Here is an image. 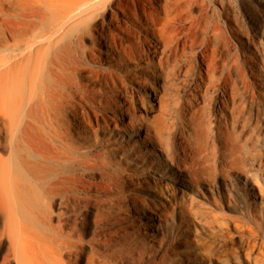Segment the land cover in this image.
Wrapping results in <instances>:
<instances>
[{"label":"rangeland","instance_id":"obj_1","mask_svg":"<svg viewBox=\"0 0 264 264\" xmlns=\"http://www.w3.org/2000/svg\"><path fill=\"white\" fill-rule=\"evenodd\" d=\"M54 1L0 0V55L45 32L35 44L72 77L57 123L77 154L57 165L47 219L70 246L32 251L30 219L2 213L1 177L0 264H18L19 235L29 264H264V0H92L73 19L83 0Z\"/></svg>","mask_w":264,"mask_h":264},{"label":"bare ground","instance_id":"obj_2","mask_svg":"<svg viewBox=\"0 0 264 264\" xmlns=\"http://www.w3.org/2000/svg\"><path fill=\"white\" fill-rule=\"evenodd\" d=\"M102 1L108 2L112 0H100L99 3ZM53 2L56 6L58 5L56 4V1L53 0ZM92 3V0H83L79 3L73 2L72 6L70 5L71 7L64 6L65 10L69 7L70 9L68 10V12H63L67 13V15L73 14L72 16L70 15L72 17L70 18L73 19L74 16H77L78 14L84 12L86 9H88L89 6L93 7L97 4ZM77 10L80 11L77 13ZM39 13L40 17L43 16L41 12ZM89 13H91V10L89 11ZM59 15L60 17H57L56 19H59L61 18V16H63L62 14H58V16ZM49 16L48 20L50 18ZM43 17L42 19L39 18L41 20V23L43 22ZM45 17H47V15H45ZM30 19L31 18H29L28 20L30 21ZM32 19L33 22H30L31 24L28 22L30 25L25 24L27 19L25 20V22L23 21L24 19L21 20L25 24L24 25L22 23L24 25V28H22V31L19 32L21 34V37L24 33H30L31 35H28H30L31 37L33 34L36 35L34 33V30H31L38 25V22L37 20H35V17H32ZM45 20V23L49 22ZM59 20L61 21V19ZM60 21L58 22L60 23ZM79 21L80 20H78V23ZM20 22L19 24H21ZM44 22L42 24V27L44 25ZM76 22L73 26L74 28H72L73 30L76 26H78V23ZM63 23L65 24L67 22L64 21ZM53 25L57 24H51L50 27L52 28ZM39 27H41V24ZM48 28L49 27H45V29L50 31V28ZM40 31H42L41 28L39 32ZM54 32L55 31H53V33ZM46 34L47 33L45 32H40L37 33V36L34 37L35 40H30L29 36H27L29 40L23 37L22 41L18 40L20 38L19 36H17L18 38L15 36L14 39L16 42L14 46L9 45L6 47L8 49L13 48L14 51L10 54H7L6 51V53H2V55H0V99L5 98L9 100V104L6 106L8 109H6L5 111H3L0 104V122L4 124L1 125L5 126L8 131L11 128V135H13L14 137V141L11 145L12 156H10V158H7L4 156L1 157L0 155V178H5V181L1 178L0 182L3 183L4 181L6 185L3 186H8L10 188L9 191L7 190V188H4L6 189V191H8L6 197H9L10 194L11 198L9 197V199L14 202L10 203L11 201L7 200L9 202H6L8 204H12L13 207L9 205L8 208H5L4 205L6 203H4V208L2 207V213H5L7 218H9L7 219V221L9 220L8 222L11 221V218L16 217L17 219L21 215L30 219L31 223H29L32 224L34 228H36L35 231H33L32 229L30 230V232L34 236H31L30 233H28L30 238L27 237L29 238L27 239L29 242L28 245H30V248H34L32 249V251H35L37 248H39V250H43V248H46L54 251L56 250L58 251V253L63 255L68 252L70 246V241L69 239H67L68 236L64 235L65 233H62L59 230L58 233L54 232L47 219L51 215V206L56 201L58 188L61 186V183L64 180V176L57 172V165L59 164V162H62V160H68L74 157V153L77 154V151L75 152V148L73 147V145L70 142H67L68 140L65 141V136L63 137H65L64 141L66 143L62 141L61 138H63V134L61 135V127L59 128V124L57 123L61 118L60 116L63 117L66 112L71 111L72 109L70 99V96L72 95L71 92L68 91V89L74 86L70 82V79L72 77L69 80L67 78L61 79V77H57L56 74L59 70L61 71V69H58L56 73V67L54 68L53 65L59 62L57 60L60 58H57V56L51 51L52 49H50V47H45V44H35L37 40H42V38L44 39V36ZM25 35L27 34H24V36ZM25 39L26 42L24 44L21 43ZM55 42L57 41H54V43L52 42V44H50L56 45ZM6 45L7 44H5V46ZM57 67L59 68V66ZM64 75H66V77L68 76L67 74ZM38 136L42 139L38 140ZM0 144H2L1 139ZM23 148L26 149L28 155L21 154ZM11 190L14 193L13 195L12 193H10ZM4 193H0V197L3 196ZM4 195H6V193ZM4 197L1 198H3L4 200ZM0 200L1 202H3L2 199ZM15 203L17 204L16 206H14ZM15 221L12 222L15 223ZM19 223L17 224H22ZM14 225L18 226L16 225V223ZM27 227L29 232L30 226ZM17 234L15 236H17ZM17 237V239H12L13 241H15L11 242V246L14 245L16 249L15 252L16 256L18 257V264H29L24 256L21 255V250L19 251V247H16L23 244L20 235ZM28 248L26 247V250L31 251V249ZM36 251L39 252L38 249ZM60 264L67 263L63 259H61Z\"/></svg>","mask_w":264,"mask_h":264}]
</instances>
